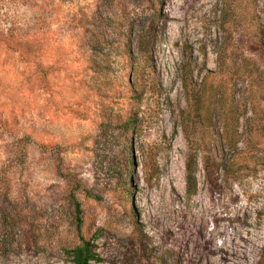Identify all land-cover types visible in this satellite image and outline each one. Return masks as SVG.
I'll list each match as a JSON object with an SVG mask.
<instances>
[{
  "label": "rangeland",
  "instance_id": "rangeland-1",
  "mask_svg": "<svg viewBox=\"0 0 264 264\" xmlns=\"http://www.w3.org/2000/svg\"><path fill=\"white\" fill-rule=\"evenodd\" d=\"M72 193L97 264H264V0H0V264H72Z\"/></svg>",
  "mask_w": 264,
  "mask_h": 264
},
{
  "label": "trees",
  "instance_id": "trees-1",
  "mask_svg": "<svg viewBox=\"0 0 264 264\" xmlns=\"http://www.w3.org/2000/svg\"><path fill=\"white\" fill-rule=\"evenodd\" d=\"M183 86L186 91L188 103L191 107H194V111L196 114H201L204 110V107L206 105V101L204 98V94L202 92L201 85L197 86L192 79H190V73L183 74L182 77ZM138 98V97H137ZM135 98L136 100L139 99ZM137 102V103H138ZM222 120H223V128L226 133V142L232 146V143L235 141V111L231 108L226 109L223 111ZM138 119L134 118L131 119L127 124V128L125 127V130H128L129 128H133L138 124ZM188 171H190V168H188ZM188 185H189V192L192 194V190L190 189L191 186V177H188ZM76 188H80V185H77ZM76 190V189H75ZM71 199L73 202H75L76 207V225H77V231L79 234V237L81 239V243L72 250H66V255L71 259L72 264H97L102 262V259L100 258V255L96 251V245L94 244V241L87 240L82 235V209L81 205L76 202V195L72 193Z\"/></svg>",
  "mask_w": 264,
  "mask_h": 264
}]
</instances>
